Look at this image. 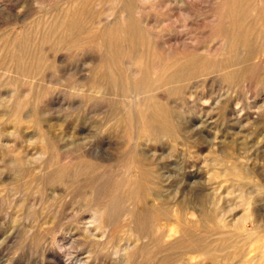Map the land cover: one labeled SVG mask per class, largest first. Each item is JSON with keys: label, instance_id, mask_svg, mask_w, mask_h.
Wrapping results in <instances>:
<instances>
[{"label": "rangeland", "instance_id": "obj_1", "mask_svg": "<svg viewBox=\"0 0 264 264\" xmlns=\"http://www.w3.org/2000/svg\"><path fill=\"white\" fill-rule=\"evenodd\" d=\"M44 1L5 2L19 13L26 9L39 12L45 7ZM165 1L144 5V13L155 24L152 34L163 50L181 51L184 44H197L202 49L220 45L203 20L204 16H211L213 0H192L194 6L189 15L184 11L183 0ZM95 9L101 12L105 7L98 5ZM255 15L252 9L250 19ZM142 50L141 46L137 48ZM227 50L224 47L206 55L209 65L185 80L187 85L195 86V92L186 95L189 100L193 97L192 103L172 99V118L179 127L177 135L159 136L156 141L140 136L139 127L125 120V96L120 87L126 82L117 86L104 82L101 88L92 90L89 83L83 88L62 76L90 75L93 68L87 58L99 54L94 46L69 49L71 62L55 69L44 67L49 78L32 79L37 84L31 80L30 84L22 82L14 87L9 84L10 74L5 72L8 67L0 64V264H160L165 255L172 254L166 252L168 245L180 238L178 225L160 223L158 233L164 237L162 241L150 236L144 243H137L134 261L126 262L123 248L133 242L140 230L126 212L130 207L152 210L164 203L177 211L181 205L210 200L224 208L226 201L234 199L239 201L237 214L241 222L246 220V230L258 228L261 243L257 241L251 246V257H257L260 245L264 244V97L256 93L260 89L256 81L264 73V63L252 64L253 91L247 89L246 82L230 91L221 67L216 64L228 58ZM24 87L35 88V92L40 89L41 97L27 99L24 114L30 118L21 124L13 116L11 106L15 99L13 90ZM220 98L224 101L212 109L213 102ZM229 108L234 110L233 114L228 115ZM201 121L211 123L203 126ZM45 144L52 149L44 152ZM54 145L59 156L72 158V162L57 164ZM227 154L236 160L225 159ZM140 159L150 165L154 174L149 179L145 203L143 195L128 191L131 184L141 180ZM60 166L68 174L63 182H54L53 177L62 170ZM235 166L240 167L239 174L233 170ZM116 184L119 188L114 196L120 201L123 198L125 203L121 201L115 211L100 215L96 207L101 188ZM208 206L214 211L213 204ZM187 217L195 223L198 235L209 238L206 232L212 228L199 221L195 210H190ZM142 244L148 252H157V257H144Z\"/></svg>", "mask_w": 264, "mask_h": 264}, {"label": "bare ground", "instance_id": "obj_2", "mask_svg": "<svg viewBox=\"0 0 264 264\" xmlns=\"http://www.w3.org/2000/svg\"><path fill=\"white\" fill-rule=\"evenodd\" d=\"M5 1L0 0V64L8 67L5 72L10 74L9 84L17 87L22 82L30 84L29 81L32 79L45 80L49 78L47 77L49 72L44 74V67L51 66L55 69L71 62L72 57L67 53L69 49H77L85 45L94 46L99 50V54L87 58L90 68H93L91 72L89 71L90 75L87 73L79 76L68 73L62 76L66 80L80 83L83 88L85 84L89 83L93 87H91L92 90L101 88L104 82L113 86H117L119 82L122 84L126 82L124 86L120 87L123 96H125L124 107L127 111L124 116L125 120L129 124L139 127L140 136L154 141L158 140L159 136L167 134L170 137H176L179 127L172 118V99L182 98L189 101L188 103H192L193 97L191 96L189 100L186 95L194 93L195 86L187 85L185 80L191 74L195 75L197 69L201 71V68L209 65L206 55L227 47L228 58L216 64L221 67L230 91L241 86L243 82H246L249 91H253L252 86L255 79L252 77L254 75L251 70L252 64L255 62L260 66L264 63V0H213L210 6L211 16H204L203 20L208 23L210 32L213 30V37L220 40V45L215 48L202 49L200 47V49L196 47L197 44L196 46L184 44L181 51L173 48L168 50L164 48L163 50L156 36L152 34L155 24L144 13V5L155 0H46L43 4L40 2L45 5L44 9H41L42 11L35 12L26 9L19 13L8 4L9 2ZM183 1L186 7L184 11L189 15L194 4L192 0ZM41 4L40 6H42ZM98 5H103L105 10L95 11ZM252 9L256 15L250 19ZM112 18L113 21H111ZM194 40L196 41V39ZM139 46L143 49L140 52L137 51ZM158 48L159 51H157ZM241 52L244 54L241 55ZM124 65H126L125 69ZM50 77L54 76L50 75ZM256 82L260 88L256 93L264 97V73L257 77ZM34 90L28 87H24V90H13L15 99L11 106L12 114L19 119L21 124L27 122V118L30 116L24 114V110L27 108V99L37 98L41 94L40 89L37 92ZM196 100L201 101L202 99L196 98ZM221 100L224 101L223 98H220L216 103L213 102L211 108L218 106V103L221 104ZM229 109L228 115L233 114L234 110ZM210 123L201 121L200 125L207 126ZM49 146L42 147L43 151L47 152L52 149V146ZM57 149L54 145L53 152L56 153L57 164L64 166L67 164L66 161L72 162L70 160L72 158L64 159L62 155L59 156ZM227 157L225 159L236 160L231 155ZM87 164L92 165L89 162ZM61 168L62 170L53 177L54 182L65 180L68 171ZM139 169L141 180L131 184L128 191H135V193L143 195L145 203L148 194L146 192H149V179L154 174L144 159H140ZM233 170L239 174L241 169L239 166H235ZM118 188V185L115 187L108 185L101 188L102 191L99 189L101 195H98V204L96 203L98 207L96 208L100 211V215L115 211L118 204L121 201L124 202L123 198L120 201L118 199L121 198L114 196ZM128 191L126 192L128 193ZM152 195L155 194L152 192ZM126 198L128 197L126 196ZM238 198L240 199V197ZM226 202H228L225 203L227 206L220 208L216 202L212 203L210 200L202 202L201 200L197 204L199 207L197 205H181L177 211L163 205L164 203L158 209L152 210L147 207L143 210H140L139 207L128 208L129 210L126 212L132 222L138 224L140 230L132 238L133 242L131 240V244L128 243L123 248L126 262L134 261V248L137 247V243L143 242L150 236H155V238L157 236L158 241L164 238H161L158 231L162 228H159L160 223L165 222L166 225L172 223L178 225L180 238L168 245L166 252L172 251V254L162 256L160 264H178L182 261H186L187 264H264V244L260 245V254L255 258L251 257V246L260 238L257 236L258 228L255 227L251 232L247 231L244 223L246 220L242 219L241 222L237 214L239 201L234 199ZM209 204L214 205V211L209 209ZM190 210H195L198 213L199 221L202 224H207V227L212 228V231L206 232V235L209 238L210 236L215 237L214 240L201 237L196 233L195 223L188 221L187 216ZM150 250L148 252L146 245H141V252L146 254L144 257L148 260L155 259L158 253L150 252Z\"/></svg>", "mask_w": 264, "mask_h": 264}]
</instances>
